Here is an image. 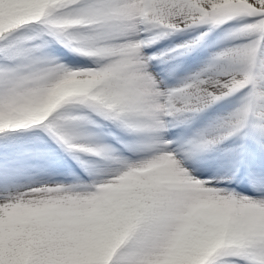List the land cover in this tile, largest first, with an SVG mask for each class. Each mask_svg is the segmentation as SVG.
<instances>
[{
	"label": "snow or ice",
	"instance_id": "6c2138e0",
	"mask_svg": "<svg viewBox=\"0 0 264 264\" xmlns=\"http://www.w3.org/2000/svg\"><path fill=\"white\" fill-rule=\"evenodd\" d=\"M0 264H264V0H0Z\"/></svg>",
	"mask_w": 264,
	"mask_h": 264
}]
</instances>
